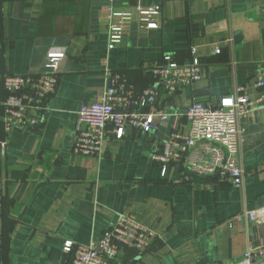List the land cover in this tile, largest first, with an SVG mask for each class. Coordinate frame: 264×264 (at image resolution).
Listing matches in <instances>:
<instances>
[{
	"label": "crops",
	"instance_id": "0c3cea01",
	"mask_svg": "<svg viewBox=\"0 0 264 264\" xmlns=\"http://www.w3.org/2000/svg\"><path fill=\"white\" fill-rule=\"evenodd\" d=\"M138 4L161 5L159 26L133 24L110 49L107 9ZM53 49L66 54L44 118L36 129L13 127L0 157V264H70L66 239L96 242L121 214L158 237L146 251L125 249L115 264H225L264 244V218L248 214L264 207V105L240 119L242 186L192 175L181 162L164 172L153 158L169 148L173 129L187 130L182 115L194 101L217 103L235 91L257 96L264 1L0 0V78L42 73ZM192 51L202 77L171 93L159 87L156 106L169 117L157 129L108 139L99 156L72 151L78 112L102 96L107 70L142 91L157 84L152 67L164 54L186 64Z\"/></svg>",
	"mask_w": 264,
	"mask_h": 264
},
{
	"label": "built area",
	"instance_id": "2783aa9c",
	"mask_svg": "<svg viewBox=\"0 0 264 264\" xmlns=\"http://www.w3.org/2000/svg\"><path fill=\"white\" fill-rule=\"evenodd\" d=\"M161 11V5L138 4L132 10H116L110 6L104 16L108 47H120L133 24L139 29L157 28ZM65 54L63 49L49 51L45 71L39 74L1 73V160L6 159L7 135L13 127L36 129L41 124L47 111L46 99L57 86ZM202 71L201 61L194 51L186 64L176 62L171 54H164L152 67L157 84L138 91L124 73L107 70L108 86L102 96L82 105L78 112L72 151L78 155L99 156L108 139L123 140L129 131L147 133L157 129L159 122L169 117L156 106L159 87L171 93L200 79ZM255 88L257 96L254 99L235 91L217 103L194 101L182 115L187 130L183 126L173 129L168 139L169 148L154 154V160L163 163L164 172L169 162H181L192 175L217 176L242 186L245 171L241 158L240 119L253 108L264 105V69L257 74ZM248 214L253 220L263 219L264 207ZM157 237L155 229L130 215L121 214L98 241L83 245L66 239L63 249L70 254V264H115L126 248L146 251ZM225 264H264V244L248 245L239 258Z\"/></svg>",
	"mask_w": 264,
	"mask_h": 264
},
{
	"label": "trees",
	"instance_id": "16d2710c",
	"mask_svg": "<svg viewBox=\"0 0 264 264\" xmlns=\"http://www.w3.org/2000/svg\"><path fill=\"white\" fill-rule=\"evenodd\" d=\"M127 249H133L134 251L140 252L139 250L134 249V248H126V250H127Z\"/></svg>",
	"mask_w": 264,
	"mask_h": 264
},
{
	"label": "water",
	"instance_id": "95a60500",
	"mask_svg": "<svg viewBox=\"0 0 264 264\" xmlns=\"http://www.w3.org/2000/svg\"><path fill=\"white\" fill-rule=\"evenodd\" d=\"M240 37H241L240 35H237V36H236V39L238 40Z\"/></svg>",
	"mask_w": 264,
	"mask_h": 264
}]
</instances>
